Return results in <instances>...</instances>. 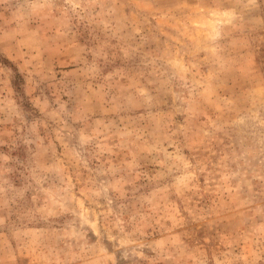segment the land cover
I'll list each match as a JSON object with an SVG mask.
<instances>
[{"label": "rangeland", "instance_id": "1", "mask_svg": "<svg viewBox=\"0 0 264 264\" xmlns=\"http://www.w3.org/2000/svg\"><path fill=\"white\" fill-rule=\"evenodd\" d=\"M0 264H264V0H0Z\"/></svg>", "mask_w": 264, "mask_h": 264}]
</instances>
